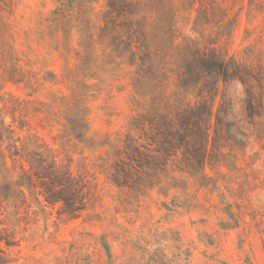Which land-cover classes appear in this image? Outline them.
Instances as JSON below:
<instances>
[{
    "label": "rangeland",
    "instance_id": "1",
    "mask_svg": "<svg viewBox=\"0 0 264 264\" xmlns=\"http://www.w3.org/2000/svg\"><path fill=\"white\" fill-rule=\"evenodd\" d=\"M174 1L169 54V13L146 20L158 68L141 89L136 68L116 58L102 32L105 0L65 16L59 0L0 7V249L10 264H264V106L254 126L243 122L241 144L219 140L202 170L179 171L173 161L141 186L111 180L126 139L147 143L136 129L141 117L172 118L197 101L177 86L186 40L211 44L253 71L264 91V0ZM9 145L81 180L88 201L79 216L46 203L39 186L22 184L21 166L28 167L9 158Z\"/></svg>",
    "mask_w": 264,
    "mask_h": 264
},
{
    "label": "trees",
    "instance_id": "2",
    "mask_svg": "<svg viewBox=\"0 0 264 264\" xmlns=\"http://www.w3.org/2000/svg\"><path fill=\"white\" fill-rule=\"evenodd\" d=\"M57 13L65 16L69 10L79 9L84 4L98 0H59ZM196 0H183V3ZM7 0H0V7L6 6ZM202 6V5H201ZM105 24L102 29L109 33L110 45L116 58L124 59L129 66L136 68L135 85L141 87L155 77L158 66L155 55L146 44L143 32L148 15L158 13L163 8L169 13L166 34L169 41L165 55L171 51L175 32L172 30L176 16L174 0H105ZM200 47L191 40H186L181 49L182 73L178 78V88L184 94L195 92L197 101L187 105L172 118L167 115L141 117L136 122L147 143H138L126 139L123 157L113 166L112 182L119 187L133 188L141 186L144 179H152L162 172L169 162L177 161L182 165L179 171L202 170L214 156L210 151L219 149V140L240 145L243 135V122L254 126L255 116L263 109V85L257 74L240 65L231 58L219 54L215 48ZM164 65L167 62L164 57ZM165 70V67H161ZM164 75V74H162ZM240 85L239 94H231L230 89ZM257 87L260 91L255 92ZM243 93V96L241 95ZM219 97V106L215 113L214 138L212 149L208 150L210 118L215 98ZM235 106H239L236 114ZM230 116L234 120H230ZM235 128L234 131L232 129ZM75 131V129H74ZM11 149L13 151L11 152ZM9 158L26 164L21 166L22 184L41 188L44 201L50 205L61 204L62 213L71 218L79 216L85 209L88 193L80 179L72 177L66 171H60L54 164L47 163L39 154L8 146ZM0 264H10L4 251L0 249Z\"/></svg>",
    "mask_w": 264,
    "mask_h": 264
}]
</instances>
